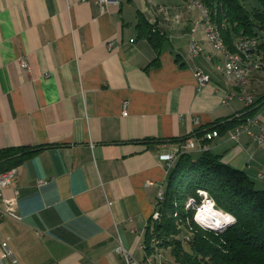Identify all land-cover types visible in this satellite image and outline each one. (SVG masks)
<instances>
[{
  "label": "crops",
  "instance_id": "obj_1",
  "mask_svg": "<svg viewBox=\"0 0 264 264\" xmlns=\"http://www.w3.org/2000/svg\"><path fill=\"white\" fill-rule=\"evenodd\" d=\"M186 4L0 0V148H39L3 190L17 216L0 200V264H124L120 242L145 255V228L178 159L168 168L160 152L249 106L243 83L209 54L200 9ZM140 15L165 37L159 54L139 33ZM193 24L207 56L188 55ZM198 67L209 75L202 86ZM244 88L263 95L264 72ZM251 118L264 123V105ZM231 133L208 150L264 189V141Z\"/></svg>",
  "mask_w": 264,
  "mask_h": 264
},
{
  "label": "trees",
  "instance_id": "obj_2",
  "mask_svg": "<svg viewBox=\"0 0 264 264\" xmlns=\"http://www.w3.org/2000/svg\"><path fill=\"white\" fill-rule=\"evenodd\" d=\"M201 1L208 7L229 48L233 49V42L242 35L256 38L264 34V0H259L261 8L251 9L246 0ZM137 28L159 54L164 35L143 15L139 16ZM260 46L264 47V43ZM152 63L156 64L157 59ZM263 105L264 94L240 115L225 118L222 122L215 121L203 131L195 129L173 141L193 134L202 135L206 130L226 132L255 116ZM204 141L209 142L208 139ZM38 149L26 146L0 148V173L22 164ZM198 190L213 198L216 208L231 213L235 223L223 230H206L198 226L192 219L195 206L186 208L189 198H193L195 204L203 200ZM158 208L159 217H151L145 228L143 243L147 254L154 252L155 248L171 247L174 257L184 264H264V189L257 188L244 170L223 161L220 155L210 150L198 157L189 152L180 154ZM181 225L193 233L188 249L178 237Z\"/></svg>",
  "mask_w": 264,
  "mask_h": 264
},
{
  "label": "built area",
  "instance_id": "obj_3",
  "mask_svg": "<svg viewBox=\"0 0 264 264\" xmlns=\"http://www.w3.org/2000/svg\"><path fill=\"white\" fill-rule=\"evenodd\" d=\"M110 3H119V0H98V4L100 6H105ZM189 6H198L199 8L202 9V12L204 13V3H202L200 0H189ZM211 32V29H210ZM195 35L196 33L193 30V27L191 28L190 31V40H189V45L188 47L191 48V52H198V48H196L195 44ZM239 44L245 49V57H238V56H233L231 55L230 61H235L238 68L241 69V76L242 75H248V70H253V65H262V62L258 60L257 58L252 62H249L251 58H254L253 52L255 51V44L249 43L247 40H242V38L238 39ZM190 56V55H189ZM20 63L22 67H27L28 63L27 61L22 57L20 59ZM196 75L198 78L199 85L202 86L206 84V82L209 80L206 76L205 73L201 71V68H198L196 70ZM247 101L248 105L252 104L254 99L253 95L249 94L248 98H245ZM128 102L125 101L124 105L125 107L127 106ZM128 111L126 108H124V114H126ZM197 121V119H196ZM253 125H257V130L254 131L252 128ZM248 133L251 135L257 142L262 143L264 141V123L258 122L256 118H248V120L245 123H242L232 129L231 137L233 139H238L242 133ZM219 133L217 129H212V130H206L202 135H197L193 134L191 136H188L185 139H182L180 141H176L174 146L169 149V151H162L160 152V158L161 160H164L168 164V168L172 162L173 159L176 158L177 154H182L186 152H191L195 149H198L200 152H204L205 150H208L209 148V142H205L204 140L208 139L211 140L214 137L218 136ZM162 157H167L166 159H162ZM16 168L13 167L11 169H8L6 171H3L0 173V200L4 204V208L2 209V213H6L12 216H17L15 210H16V203L14 199L9 200L6 199L3 195V190L5 186L11 183L12 178L14 177ZM260 176H264L263 173H259ZM39 182H42V180H39ZM202 191V195H203ZM204 196V195H203ZM205 200L207 201V196H204ZM158 194L156 197V200L154 202V207L155 210L152 214V217L154 219L159 217V208H158ZM2 245L7 248V242H2ZM117 251L119 254L122 256L124 260V264H140L138 261V258L131 252L129 251L123 244L122 242L119 243L117 246ZM16 264H21L20 262H16Z\"/></svg>",
  "mask_w": 264,
  "mask_h": 264
},
{
  "label": "bare ground",
  "instance_id": "obj_4",
  "mask_svg": "<svg viewBox=\"0 0 264 264\" xmlns=\"http://www.w3.org/2000/svg\"><path fill=\"white\" fill-rule=\"evenodd\" d=\"M191 7H198V6H191ZM199 8V7H198ZM202 16H203V22L205 25V35L211 46L213 47L214 52H216L219 56H221V63L217 64V68L224 72L227 75L234 76L238 82L244 83L247 80L248 75H242L241 76V69L238 68L235 61H230L231 55L238 56V57H245V49L239 44V41L237 40L235 42V50H230L228 47H226V44L224 43L222 34L220 32V29L218 25L213 21L211 14L209 12V9L206 5H204V13L202 12V9L199 8ZM211 29V32H210ZM193 30L196 33V26H193ZM242 40H247L251 44H255V51L258 49V40L255 37L250 36H243L241 37ZM133 40V39H132ZM195 44L196 48L199 50V54H203V46L199 42L198 38L195 35ZM260 52V49L258 50ZM188 55L190 57H194L198 55V52H191V48L188 47ZM262 55V54H261ZM211 58V56H209ZM261 58V56H260ZM261 67L260 65H253V69ZM201 71L205 73L202 69ZM252 70H248V74L251 73ZM205 76L209 79V75L205 73ZM249 95V94H248ZM248 95L246 98H248ZM180 154H177L176 158L172 160L171 164L178 158ZM170 164V165H171ZM205 192V191H203ZM206 193V192H205ZM165 197V188H161L158 192V204L164 200ZM207 203V202H205ZM140 264H144L142 260H139Z\"/></svg>",
  "mask_w": 264,
  "mask_h": 264
},
{
  "label": "rangeland",
  "instance_id": "obj_5",
  "mask_svg": "<svg viewBox=\"0 0 264 264\" xmlns=\"http://www.w3.org/2000/svg\"><path fill=\"white\" fill-rule=\"evenodd\" d=\"M201 1V0H200ZM202 2V1H201ZM203 3V2H202ZM246 4H247V6L251 9V8H255V7H259V8H261L262 7V4L260 3V1L259 0H246ZM186 5H188L189 6V0H187V4ZM196 8V7H195ZM193 26H194V24H193ZM192 26V27H193ZM191 27V28H192ZM220 29V28H219ZM197 30H198V26H197ZM191 31V30H190ZM220 32H221V30H220ZM242 36H244V35H242ZM255 37V36H254ZM239 38H241V36L240 37H238V38H236L235 39V41L233 42V49L232 48H229L228 46H227V44H226V47H228V49H232V50H235V42L239 39ZM257 38V40H258V49L256 50V51H254L253 52V54H254V58H251L250 60H249V62H252L253 61V59L255 60L256 58L258 59V60H260L261 62H262V65H260L261 67H259V68H255V69H253L252 71H251V73H249L248 74V77H247V80L243 83V84H240L241 85V87H242V93H244V94H242L241 95V97H243L244 95H247V94H252V93H250V92H248V90L246 89V88H244L245 86H246V84H247V82H248V79H249V76L252 74V73H254V72H264V47H261L260 46V43H264V34H262L261 36H259V37H256ZM201 42V41H200ZM225 42V41H224ZM202 43V42H201ZM188 45H189V43H188ZM203 45V44H202ZM204 47V46H203ZM212 49H213V47H212ZM260 49V52L258 51ZM203 51H204V54H201V55H205V56H207V53H206V50H205V48H203ZM214 51V50H213ZM211 56L212 55H214V56H216L217 58H220L221 59V56H219L216 52L215 53H209ZM208 54V55H209ZM262 54V55H261ZM260 56H261V58H260ZM190 57V56H189ZM196 57V56H195ZM193 58V57H192ZM212 58H213V56H212ZM219 59V62L217 63V64H219V63H221V60ZM212 60V59H211ZM217 64H216V67H217ZM199 68V67H198ZM198 68H196V70L198 69ZM197 80H198V78H197ZM208 82V81H207ZM206 82V83H207ZM198 84H199V82H198ZM205 85V84H204ZM253 95V94H252ZM253 99L255 100V97H254V95H253ZM254 102V101H253ZM253 104V103H252ZM249 105H251V104H249ZM255 131V130H254ZM235 140V139H234ZM259 173H263L264 174V168L262 169V170H260L259 172H258V177L259 178H264V176H260L259 175ZM260 185V184H259ZM259 185H257V184H255V186L257 187V188H259ZM204 197V196H203ZM203 201L204 202H207L206 200H205V198H203ZM202 202V201H201ZM201 202L199 203V204H195L196 206H200L201 205ZM190 203V200L188 201V203L187 204H189ZM218 209V208H217ZM154 210H155V207H154ZM197 210V208L195 207V211ZM152 219H154L153 217H152ZM180 226V225H179ZM181 228H182V231H181V233L178 235V237L182 240V243H183V245L186 247V249H188V241H190L191 239H192V236H193V233L192 232H190L189 230H188V228L186 227V226H184V225H181ZM189 237V238H188ZM138 256V255H137ZM139 259H141L143 262H144V264H184V263H182V262H180V261H178L175 257H174V255L172 254V252H171V247H168V248H155V250H154V252H152V253H148L147 254V252L145 251V255L143 256V254L141 253V254H139Z\"/></svg>",
  "mask_w": 264,
  "mask_h": 264
},
{
  "label": "clouds",
  "instance_id": "obj_6",
  "mask_svg": "<svg viewBox=\"0 0 264 264\" xmlns=\"http://www.w3.org/2000/svg\"><path fill=\"white\" fill-rule=\"evenodd\" d=\"M166 158L162 157V159ZM198 194H202V190H198ZM203 195L207 196L206 193H203ZM189 199L190 203L186 204V208L193 206L197 208L192 219L201 228L206 230H223L230 224L235 223V217L231 213L215 207V200L213 198L208 197L207 203L202 200L200 206L195 205L193 198Z\"/></svg>",
  "mask_w": 264,
  "mask_h": 264
}]
</instances>
